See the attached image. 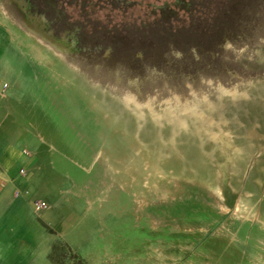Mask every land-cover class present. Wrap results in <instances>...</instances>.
<instances>
[{
    "label": "rangeland",
    "instance_id": "1",
    "mask_svg": "<svg viewBox=\"0 0 264 264\" xmlns=\"http://www.w3.org/2000/svg\"><path fill=\"white\" fill-rule=\"evenodd\" d=\"M0 22V56L36 77L50 172L103 235L88 250L264 264V0H0Z\"/></svg>",
    "mask_w": 264,
    "mask_h": 264
},
{
    "label": "crops",
    "instance_id": "2",
    "mask_svg": "<svg viewBox=\"0 0 264 264\" xmlns=\"http://www.w3.org/2000/svg\"><path fill=\"white\" fill-rule=\"evenodd\" d=\"M8 33L0 22V49ZM19 45L14 44L16 55ZM18 57L0 56V264H56L51 255L59 244L85 264H104V251L88 250V243L96 245L103 235L98 224L89 225V209L77 199L81 194L66 187L65 174L50 172L56 159L32 117L38 93L30 85L36 77L25 75ZM35 201L47 207L36 210Z\"/></svg>",
    "mask_w": 264,
    "mask_h": 264
},
{
    "label": "bare ground",
    "instance_id": "3",
    "mask_svg": "<svg viewBox=\"0 0 264 264\" xmlns=\"http://www.w3.org/2000/svg\"><path fill=\"white\" fill-rule=\"evenodd\" d=\"M126 111L128 110L125 107L120 106L118 110L115 112L116 113L115 116H117L116 118H118V123H119L118 125L127 129L128 137L130 138V137H134L135 135L134 130H133L135 125L133 126V124L127 121L128 114Z\"/></svg>",
    "mask_w": 264,
    "mask_h": 264
},
{
    "label": "built area",
    "instance_id": "4",
    "mask_svg": "<svg viewBox=\"0 0 264 264\" xmlns=\"http://www.w3.org/2000/svg\"><path fill=\"white\" fill-rule=\"evenodd\" d=\"M20 173L23 174V170H20ZM33 205L36 210L44 209L47 207V204L42 201H35Z\"/></svg>",
    "mask_w": 264,
    "mask_h": 264
}]
</instances>
